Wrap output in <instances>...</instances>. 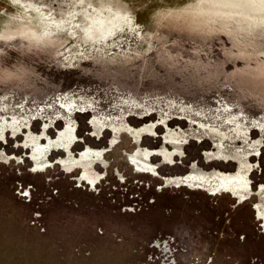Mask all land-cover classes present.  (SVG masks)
I'll use <instances>...</instances> for the list:
<instances>
[{"label":"rangeland","instance_id":"obj_1","mask_svg":"<svg viewBox=\"0 0 264 264\" xmlns=\"http://www.w3.org/2000/svg\"><path fill=\"white\" fill-rule=\"evenodd\" d=\"M2 121L0 264H264V142L230 114ZM66 126L73 157L90 148L101 161L64 164L52 149L36 169L25 142L43 131L41 143L56 140ZM219 148L227 161L207 159ZM146 150L155 176L129 162ZM240 184L252 195L239 204L230 194H246Z\"/></svg>","mask_w":264,"mask_h":264},{"label":"water","instance_id":"obj_2","mask_svg":"<svg viewBox=\"0 0 264 264\" xmlns=\"http://www.w3.org/2000/svg\"><path fill=\"white\" fill-rule=\"evenodd\" d=\"M167 114L264 142V0H0V117Z\"/></svg>","mask_w":264,"mask_h":264},{"label":"flooded vegetation","instance_id":"obj_3","mask_svg":"<svg viewBox=\"0 0 264 264\" xmlns=\"http://www.w3.org/2000/svg\"><path fill=\"white\" fill-rule=\"evenodd\" d=\"M6 124L4 121H2V123H0V131L4 128V127H9L11 126V124H6V126L4 125ZM137 134H139L138 132H136ZM45 136L44 131L42 132L41 136L38 137H31L29 138L25 144L32 146L33 147V151L34 153L39 156V152H41L40 157H38V159L36 158V160L38 162V164H36V169L41 170L40 163H42V161L45 162L46 156H47V152L49 150L52 149H58L60 151H63L66 154V158L64 160H61V163H67V164H72V165H79V164H90L91 162H98L101 161V157H102V152L103 151H99V150H92L90 148H86L84 152H82L78 158L73 157L72 153L70 152L71 150V146L73 144V142L75 141V135L72 129L69 128V126H66V128L64 129V131L60 132L57 136L56 140H52V139H48L46 137V142L45 144L41 143V139L42 137ZM32 140H34L36 143L32 144ZM74 145V144H73ZM37 150V151H36ZM158 154L163 155L164 160H170L172 158L173 153H170L168 151H166L165 149H161L159 151H156ZM150 154L149 151H145V153L143 155H139V154H135L133 155H128L129 157V162L133 165V168L135 169V171L137 173H147V174H153L155 176V171H156V167L152 166L149 161L147 160V156ZM31 157V156H30ZM207 159H217V160H224L227 161L229 158L223 154L222 149L219 148L216 152H212L209 154H206ZM32 158V157H31ZM33 159V158H32ZM34 161V159H33ZM57 165H59V163H56ZM47 166V165H46ZM79 168V167H77ZM246 169H248V167H245ZM66 170H68V167L66 166L65 168ZM75 169V168H73ZM72 170V169H71ZM193 175L195 174H200L198 172V170L194 169L193 167ZM140 171H151L153 173L150 172H140ZM204 174V173H203ZM100 179V178H99ZM230 179L232 180H237V181H242V178H239L237 176L231 177ZM82 178L79 179V181H81ZM172 184V183H171ZM171 184H164L163 187L167 188L169 187V185ZM176 186H181V185H176ZM185 186V185H184ZM208 187V186H207ZM240 190L242 191H247L245 192L246 194H239V195H234L232 194L230 191H224V190H212L213 194L215 195L216 192L218 193H228L230 194L233 199L235 201H238V203L240 204L242 201H246L247 199H250V196L252 195L251 193V189L249 188L250 191H248L247 189L244 188V186L242 184H240ZM262 190V189H261ZM216 191V192H214ZM259 210V209H258ZM255 211V210H254ZM260 211V210H259ZM260 215L262 216L263 214L260 212Z\"/></svg>","mask_w":264,"mask_h":264},{"label":"bare ground","instance_id":"obj_4","mask_svg":"<svg viewBox=\"0 0 264 264\" xmlns=\"http://www.w3.org/2000/svg\"><path fill=\"white\" fill-rule=\"evenodd\" d=\"M32 144H35L36 142L34 141V140H32V142H31ZM37 151V150H36ZM40 155H41V152H39V156L38 157H40Z\"/></svg>","mask_w":264,"mask_h":264}]
</instances>
